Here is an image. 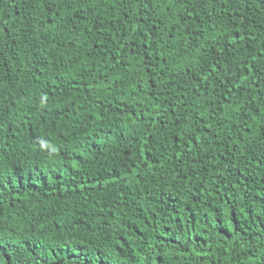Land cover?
<instances>
[{
  "label": "trees",
  "instance_id": "trees-1",
  "mask_svg": "<svg viewBox=\"0 0 264 264\" xmlns=\"http://www.w3.org/2000/svg\"><path fill=\"white\" fill-rule=\"evenodd\" d=\"M0 264H264V0H0Z\"/></svg>",
  "mask_w": 264,
  "mask_h": 264
}]
</instances>
